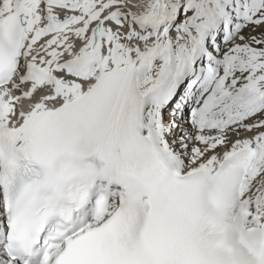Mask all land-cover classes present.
I'll list each match as a JSON object with an SVG mask.
<instances>
[{
  "label": "snow or ice",
  "instance_id": "1",
  "mask_svg": "<svg viewBox=\"0 0 264 264\" xmlns=\"http://www.w3.org/2000/svg\"><path fill=\"white\" fill-rule=\"evenodd\" d=\"M0 264H264V0H0Z\"/></svg>",
  "mask_w": 264,
  "mask_h": 264
}]
</instances>
